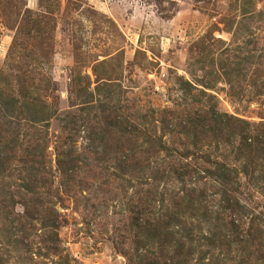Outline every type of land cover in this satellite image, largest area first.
<instances>
[{"label": "rangeland", "instance_id": "374dc122", "mask_svg": "<svg viewBox=\"0 0 264 264\" xmlns=\"http://www.w3.org/2000/svg\"><path fill=\"white\" fill-rule=\"evenodd\" d=\"M0 264H264V0H0Z\"/></svg>", "mask_w": 264, "mask_h": 264}]
</instances>
